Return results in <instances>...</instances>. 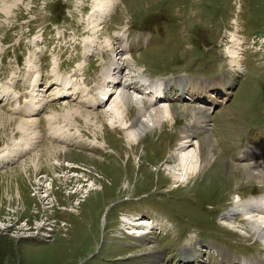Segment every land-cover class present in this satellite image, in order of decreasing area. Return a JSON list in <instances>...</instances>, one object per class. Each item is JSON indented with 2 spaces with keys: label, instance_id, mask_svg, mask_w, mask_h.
<instances>
[{
  "label": "rangeland",
  "instance_id": "1",
  "mask_svg": "<svg viewBox=\"0 0 264 264\" xmlns=\"http://www.w3.org/2000/svg\"><path fill=\"white\" fill-rule=\"evenodd\" d=\"M96 5L0 0V156L25 139L33 145L0 166V264H264V240L248 232L245 216L226 215L264 191V181L245 175L264 161L257 148L264 150V0H119L98 34L90 19ZM127 28L129 49L119 63L143 93L146 78L159 87L184 76L221 78L226 92L211 89L214 98L202 100L170 80L169 100L156 104H164L166 118L153 128L148 113L138 116L149 92L129 89L139 102L125 112L116 87L102 106L62 96L66 79L89 91L104 73L106 58L97 49L86 55L84 45L98 42L118 54L114 41ZM32 85L41 105L24 115ZM193 108H204L209 124L184 144L197 119ZM143 121L149 130L131 149L128 139ZM201 141L217 153L205 167ZM47 144L66 150L58 152L62 169L42 154ZM185 149L190 175L177 161ZM136 213L160 220L162 231L141 238V225L127 219ZM194 246L201 255L187 261ZM151 247L158 258L145 255Z\"/></svg>",
  "mask_w": 264,
  "mask_h": 264
},
{
  "label": "bare ground",
  "instance_id": "2",
  "mask_svg": "<svg viewBox=\"0 0 264 264\" xmlns=\"http://www.w3.org/2000/svg\"><path fill=\"white\" fill-rule=\"evenodd\" d=\"M118 1L119 0H95V2L97 3V5H96V7L94 6L95 7L94 8L95 9V12L92 13V16L90 18L92 20L91 23H94V27L92 28V32L93 33L98 34L99 30L102 28L101 26H102L103 22L107 18V15L112 11V8L115 7V5L118 3ZM7 10H9V9H7ZM129 29L130 28H127L124 31L121 30L119 32L120 34L116 37V39H115V37L113 35H111L112 38L115 39L114 42L116 44V48H117V53L118 54H116V50L113 51V48L110 49V47H109V49H108L104 45L98 44V42H95V43L91 44L93 46V48L91 46L85 47V45H84V49H85L86 55H91L92 49H97V50L100 51L101 56L104 57V58H106V61H105L104 65H103V67H102L104 73L100 76V79L97 82L96 86L93 87L92 89H90L89 91L87 89H85V88L79 87L78 84H76V83H74V82L66 79L65 81H63V84H62L63 85L64 93H62L61 95L62 96H64V95L65 96H68V95L72 94V95H74V97H80L83 100V102L87 104V106H85V108L86 107H90V106H94V105H100V106H102L103 103H104V97H105V95L107 96V94H109L110 92L113 91L111 88L116 87L114 89V91H116V90L118 91L119 90L121 92L120 93V97H122V103H121L122 104V108H121V110H123L124 112H125V110L127 111L130 107H132L133 105H135L136 101L139 102L138 99H136V101H135V99H133L131 97V94H129V91L128 90L131 89V90H134V91L135 90H140L141 91L143 88H145V86H144V84H141L140 81H138V80L135 79L136 76L134 77L133 75L130 76V75L126 74V73L125 74L122 73L123 67L121 66V64L119 63V61L123 60V58L120 59V57H118L120 55L123 56L124 55L123 52L126 53L127 50L129 49L127 46H123V44L129 43V36L132 33V32H129ZM99 35H97V36H99ZM111 42H112L111 45L113 46V41H111ZM94 44L97 45V46H95ZM121 51H123V52H121ZM113 52L116 55H114ZM97 53H98V56H99L100 53L98 51H97ZM108 53H109V56H108ZM111 56H112V58H111ZM131 58H133V56ZM128 61H130V60H128ZM125 63H126V60H125ZM125 67H127V69H128V68H130V65H126ZM128 70H130V69H128ZM128 76H130V77L128 78ZM183 78L184 79H180V80H178L179 78H177L176 80L169 79V78L166 79V80H164L163 83H162L163 84V87H164L163 88V91L156 90L154 86L147 84L146 90H144V92L145 93H148L149 92L148 94H149L150 97L149 96L148 97H145V100L147 102H149L150 105L149 106L143 105L144 110L143 111H141L142 109L139 110L138 116H140V115L144 116L143 113H145V112L148 113V115H149L148 119H150V122L152 123V125H151L150 128H153V127L162 125L163 121L166 118L165 115L163 116V112H162L165 109L163 110L162 108H160V107H163L164 108V104L161 105V106L159 105L160 107L158 105H156V104L161 103V101H159L161 99H165V101L169 100L168 98H170V94H169L170 88H167V86L169 87V84L171 83L170 80H173L175 83L178 82V84H177L178 85V88H182V90L184 92L185 91H191L195 95H197V97L199 99H202V100L205 99V97H203V96H206L208 99L214 98L215 95L213 94L212 91H210L211 89L217 90V88L218 89L220 88V90L226 92V87H225L226 83L221 78H218L219 81L206 80V79L204 81L203 80H198V79H192L191 81H189V79L186 78V76H184ZM208 86H210V87H208ZM35 87H36V85L33 86V90L31 92V99H30L29 104H27L26 110L23 109V111H21L20 113H23V114L25 113V114L31 115L32 112H34L41 105L40 100L38 98V94L36 93V92H38V90ZM97 88L101 89V92L98 93V97H96L94 95V92H95V90ZM165 106L168 107L169 105H165ZM152 107L154 108V110H153V112H150L149 113L148 110H150ZM155 107H158V108L155 109ZM206 108H208V107H206ZM171 109H172V107L168 109L169 114L171 113L170 112ZM75 110L77 111V109H75ZM173 110H171V111L173 112ZM84 112H86V111H84ZM193 112H195L194 115H195V118H197V119H196V122H192L190 124V126L187 129H185V132L186 131H189V132H186V134L184 133L185 136L183 135L184 136V138H183V143L184 144H188L190 142V138L193 137V136H195L196 135V132H200V129H202V128L203 129L204 128H207L208 127V124H209L208 123V120H207V115L204 114L205 113L204 112V108H200V109L193 108ZM89 113H90L89 117L91 115H97V113L96 114H93L91 112H89ZM89 113H87V114H89ZM99 114H102L104 116V119H103V116H102V122L103 121L106 122L107 121L106 118L109 116V114L107 113V111L106 112L103 111L102 113L100 112ZM28 117H31V116H28ZM122 118H124V117L121 116V120H122ZM87 120L89 122L91 121L90 119H87ZM25 125H28L29 126L30 124L28 123V124H25ZM131 126H133V125H131ZM136 127H134L135 130L133 132L134 139H128V142L130 144H132V146H131L132 148L131 149H133L136 146L137 142L140 139L143 138L142 136L145 135L144 133H146V130H149V126L144 121L143 122H140L139 125L136 126ZM28 128L29 129H32L33 127H30L29 126ZM59 130H60V128H59ZM69 131H70V129L69 130H66V132H69ZM30 132H32V130ZM35 135H36V133H33L30 137L33 139V138H35V137L38 136V135L37 136H35ZM56 136L59 139H62L63 141H66L67 143L71 140L70 138H67L66 139L65 136H58V135H56ZM133 136L132 137H129L128 136V137L129 138H133ZM26 141H27V143H26ZM28 141H29L28 139H25L24 140V143H26V144L21 145L20 148L16 149L15 151H13L10 154H3L2 156H0V166L4 165V162H6V163H12L14 160H16L18 158V155L21 154V152L23 150H25V149L30 150V148L33 145H31L30 144L31 142L29 143ZM133 143H136V144H133ZM43 148L44 149L42 150V154L44 155V157L51 158V160H55L56 159L54 161L55 163L54 164L52 163V169H54V170H56V169H62L63 168L62 165L63 164L66 165L64 163V161L63 162L61 161V158H63V155L61 154V156H60L58 154V152L60 150L66 151L65 149L60 148V147L58 148L56 146H53L52 144H47ZM254 148L257 151V148L256 147H254ZM199 149H200L199 161H201V163L204 164V167L207 165V163H209L210 159L212 158V153H213V157H216L217 156V153H215V150L210 145H207V141H205V142H202L201 141V143L199 145ZM248 149L249 148H247V152H248ZM99 151H101V150H99ZM249 151H250V149H249ZM15 152L17 154H15ZM182 152H183L182 154H178V158H177L178 159L177 160L178 161V165L180 164L179 166L182 167L183 170H188L189 164L187 163V160H188L189 156H188V154H186L187 153L186 152V149L184 151H182ZM11 155H13V156L11 157ZM64 155H65V152H64ZM257 155H258V152H257ZM92 158H94V157H92ZM216 159H217V157H216ZM97 161L102 162L101 160H97ZM260 162H263V163H256L255 165L252 164L253 167H251V165H250L249 166L250 167V171L252 170V171H256L258 173V171L261 170V167L262 166L264 167V161H260ZM33 165H34L35 170H37L39 168L36 165L35 159L33 160ZM190 169H192V168L190 167ZM23 170H25V169H23ZM250 171H248V172L245 171V175L247 177L249 176L250 178L251 177L252 178H258V179L264 181V172L263 173H259V174H257V173H254L253 174ZM214 172H215V170H214ZM191 173L192 172H190L189 175ZM218 173H220V172H218ZM215 175L216 176L214 178L217 179L218 178V174L216 172H215ZM252 196H253V198H251L249 200H246V203L244 202L245 204L244 203L241 204V203L237 202V204L232 208V210L228 211L226 213V215H227V218L228 219H231V220L232 219L234 220V218H236L237 215L238 216H240V215L245 216L244 218L248 220V225H249L248 232L249 233H254L259 238H261V240H264V191L261 193V196H255V195H252ZM239 204H241L242 206L239 205ZM238 205L241 206V208H240V210L235 211V207L238 206ZM134 215H137V213L134 214ZM144 217H141V219H143ZM228 221H230V220H228ZM142 222L143 221H141V220L140 221H137V223H139V224H141ZM134 224H136V223H134ZM135 228H137V227H135ZM137 229H140L139 231H140L141 234L139 236L141 238L142 237L143 238H149L150 237L149 236L150 235V231L149 230H145V226L141 225ZM134 234H135V232H134ZM185 249H187V248H185ZM147 253L148 254H145V255H147L149 258H152L153 256H155L156 258H158L160 256V252H159V250L156 247L148 248L147 249ZM187 254H189V257L187 258V261L188 260L192 261L194 258H196L197 256H200L201 255L199 249H197L196 246L192 247L191 249H188L187 250ZM251 261L248 260V259H245L243 263L244 264H252L253 262H251ZM254 263H256V262H254Z\"/></svg>",
  "mask_w": 264,
  "mask_h": 264
}]
</instances>
